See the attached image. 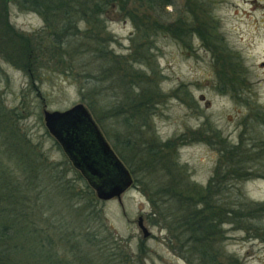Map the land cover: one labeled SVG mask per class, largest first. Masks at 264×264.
I'll return each mask as SVG.
<instances>
[{
  "label": "rangeland",
  "instance_id": "obj_1",
  "mask_svg": "<svg viewBox=\"0 0 264 264\" xmlns=\"http://www.w3.org/2000/svg\"><path fill=\"white\" fill-rule=\"evenodd\" d=\"M126 2L124 9L111 5L102 15L104 32L100 37H95L96 40L92 37L84 42H87L88 48H94L95 42L104 44L108 51L119 56L135 53L137 58L143 60L133 63L135 70L145 74L148 81L140 85L131 82L134 80L129 73L131 70L129 71L127 64L121 59L114 67V74L111 69L107 73H99V61L92 52L74 56L71 50L70 56L61 50H49V39L45 36L49 31L44 18L34 11L21 9L14 0H6V16H3L18 33L28 35L34 53L38 55V64L31 63L30 67L36 68L27 73L21 64L12 63L7 56L0 57V104L5 112L0 120L9 123L16 133L13 139L7 138L6 142L3 136L7 133H0V158L21 179L14 160H10L8 156L15 147L19 149L20 143L28 149L29 157L35 163H45L47 171L52 170L59 176L61 174L64 180L73 185L77 195L89 205L84 213L70 210L68 196L61 195L54 187L55 183L46 181L44 176L41 181L47 187L48 194H39L35 200L36 190L32 191L34 196L28 195L27 205L31 211L38 213L44 208L45 212L42 214L48 218L49 229L42 231L43 235L50 234L54 238L53 232L62 223L66 227H72L67 232L75 231L82 237L86 233L90 234L95 239L89 244L88 250H93V258L97 263L110 264V260H113L118 264L123 259L126 264H187L177 251L178 244L174 238L177 235L184 240L187 234H181V229L175 228L172 231L169 228L176 227V220H180L181 214L173 200L167 202L168 182H174V186L182 182L199 188L206 186L219 159L216 145L219 139L213 133L209 135L210 132L206 135L208 139L196 134L203 125L209 130L218 131L220 137L228 143L236 144L240 133H243L246 143H251L250 138L254 135H258L260 142H264V123L249 121L250 112L245 103L251 100L254 109L264 110V0H205L206 3L201 0L204 4L201 8H206L218 21V30L227 48L242 60L246 89L239 95V99L222 94L215 88L216 73L222 68L213 63L214 55L202 45L196 35L189 36L186 43L160 31L147 40L140 33H135L133 23L126 15L131 12L138 18L150 17L153 20L154 14L139 0ZM192 3L197 8L198 1L175 0V6H166L161 14L170 23L177 16L176 10L183 12V5L188 4V8H191ZM196 8V12L201 14L200 9ZM78 22L79 36H82L90 29V25L85 21ZM103 36H109V40L103 43L99 39ZM153 70L156 74H153ZM113 78L119 81L125 79L126 82L123 81V85L117 88ZM96 83L99 85L94 86ZM128 86L132 87L131 92H138L147 86L148 94L156 86L162 94L154 102L155 107L149 111L148 116L143 118L145 122H142L144 125L141 129L144 136L155 138L159 143L176 139L180 135L187 136L184 140H176L174 150L161 147L162 155L169 159L165 162L171 164L168 167L161 168V165H156L148 171L140 164L141 152L145 153L147 147L141 145L143 137L135 140V124L132 129L131 126L127 129L128 122L123 121L125 114L119 115L118 121L104 117V130L97 122V116L88 108L87 102L90 103L91 93L95 92V88L98 92L93 97L98 104L96 112H102L101 108L116 105V97L120 106L125 96L123 92L126 93ZM79 103L89 111L112 150L118 131V149L121 155H116L133 179V185L121 195L120 200L115 197L100 201L88 187L94 197V206L88 204L85 199L86 193L88 194L86 180L72 166L44 125V109L64 111ZM125 109L126 107H118L119 111ZM126 141L132 145L127 147ZM254 151L256 149H252ZM250 164L252 162L246 166L250 168ZM255 166L256 169L259 168V164ZM227 179L221 194L212 199L213 204L215 200H219L222 206L235 208V205L242 203L264 201V177L258 175V172L245 181L231 177ZM56 196L62 201V205L49 208V198L55 200ZM82 199L73 200L80 205ZM156 210L159 214L152 215ZM139 217H142L144 226L149 231L147 237H143L137 225ZM259 221L261 223L252 220L249 226L259 224L264 228V219ZM221 231V238L214 244V248L219 250V264H236V261L237 264H264V229L250 231L224 223ZM67 232L63 234L67 235ZM28 235L34 237L31 245L39 246L40 254L46 251L51 254L56 252V248L38 244L37 234L34 232ZM62 245H59L56 257L70 260L76 250L70 251L69 243L64 240Z\"/></svg>",
  "mask_w": 264,
  "mask_h": 264
},
{
  "label": "trees",
  "instance_id": "obj_2",
  "mask_svg": "<svg viewBox=\"0 0 264 264\" xmlns=\"http://www.w3.org/2000/svg\"><path fill=\"white\" fill-rule=\"evenodd\" d=\"M14 1L17 2L21 9L34 11L44 18L46 28L49 31L45 34L49 39V43L47 44L49 50L54 52L61 50L65 54H70V56L71 50L74 56L75 54L80 55L92 52L94 58L99 61V65H97L98 70H100L99 73H107L108 69H111L112 74H114V67L118 65V61L123 60V63L127 64L129 71L131 70L129 73L133 77V81H135H131L132 83L139 85L148 83L146 81V75L135 70L134 64L143 61L137 58L135 53L129 56H119L108 51L104 44L95 42L94 48H88L86 45L87 42H84L92 37L94 40L100 37L102 32H104L102 15L111 5L124 9V5L127 3L126 0ZM194 1H198L197 8L194 3H192L191 8H188V4H184L183 12L176 10L177 16L170 23L165 21L161 11L166 6H175V0H139V2L147 6L148 11L154 14L153 20L150 17L138 18L131 12H128L126 16L132 21L135 33H140L147 40H150L160 31L172 35L180 42L186 43H188L189 36L196 35L202 45L214 55L213 63L222 68L216 73L217 80L215 88L222 94H228L239 99V95L245 92L244 89H246L242 60L225 45L219 33L216 18L212 17L206 8H201V6H204L201 0ZM5 2L6 0H0V57L7 56L12 63L21 64L24 70L29 73L31 70H35L36 67H32V69L30 66L31 63L34 65L38 64V55H35L34 49L31 46L32 42L28 35L18 33L9 24L7 18L3 16L5 15ZM203 2L206 3L205 0ZM195 8L197 10L200 9L201 14H198ZM78 21H85L90 25V29L82 36H79ZM99 39H102L101 41L104 43L109 40V36H103ZM153 74H156L154 70ZM113 79L114 83L117 84L115 86L117 88L122 86L123 81H125V79L123 81ZM99 81L105 82L104 80ZM98 85L99 83H96L94 86ZM131 88V86H128L126 93L123 92L125 96L120 106H118L119 101L116 97V105L112 104L109 108H101L102 112H96L98 104L93 97L98 92L97 88H95V92L93 91V94L91 93L90 103L87 102L88 108L97 116L96 120L104 130H106L105 124L102 122L105 118H113L118 121L119 115L122 113L125 114L123 121L128 122L126 124L127 129L129 130L130 126V129H132L133 124H135L133 128L135 140L143 137L141 145L147 147L145 153L141 152L140 164L148 171L150 168H155L156 165H161V168L168 167L171 164L165 162L169 159L162 155V149L174 150L177 143L176 140H184L187 136L180 135L178 138L167 140L164 143L157 142L155 138H147V136H144L143 130L141 129V126L144 125L142 122H145L143 118L148 116L149 111L155 107L154 102L160 99L162 94L156 86L151 94L147 93L149 90L147 86L141 88L138 92H131ZM245 103L250 112L248 117L251 120L249 121L258 124L264 123V110L254 109L251 106L253 104L251 100ZM118 107H126V109L119 111ZM4 114V108L0 104V118L4 117ZM11 128L12 126L9 123L0 120V133L4 131L11 137L4 135L5 142L7 138L13 139L15 137L16 133ZM208 132H210L209 135L213 133L219 139L216 143L218 145L219 159L206 186L199 188L188 182H182L180 183L182 185L174 186V182H168L167 202L173 200L178 205L177 208H180L179 213L181 214L180 220H176V227L170 226L169 228L172 231L175 228L177 230L181 229V234H187L184 240L177 235L174 236L178 244L176 249L187 264H219L217 259L219 250L214 248V244L222 236L221 227L224 223H231L242 228H247L250 231H262L264 229L263 225L259 224L249 226L252 220L261 223L259 220L264 219V201L242 203L239 206L235 205V208L224 207L219 200L215 199L214 204L212 203L214 196L221 194L225 188L227 178L231 177L238 179V181H245L251 178L255 172H258V175L264 177V173L261 172H264V142H260L259 136L254 135L250 138L251 143H246L243 133H240L239 140L236 144L228 143L220 137L218 131L209 130L205 125L200 127V130L196 134H201L208 139L206 137ZM116 135L117 137L113 142V148L117 155H121V151L118 149V144L120 145V142H118V131ZM125 143L127 147L132 145L128 141ZM252 149H256V151L252 152ZM15 150H11L8 156L10 160H14L16 169L21 173V179L14 174L9 164L0 158V264H46L47 262L49 264H102L94 260L93 250H88L90 248L89 244H92L95 239L88 233L82 237L75 231L67 232L72 227H66V224L62 223L57 226V231L53 232L54 238L50 234L43 235L42 231L45 232V230L49 229L47 227L49 224L48 218L42 214L45 212L44 208L42 207L38 213V211H31L27 205L29 204L28 195L30 196L32 191L36 190L35 196L48 194L47 187L42 184L44 176H46V181L51 180L55 183L54 187L58 189L61 195L68 196L70 210H80L84 213L87 211V204L82 197L77 195L76 190H74L73 185L69 181L64 180L61 174L59 176L52 170L47 171L45 163L39 165L35 163L29 157L28 149L22 147L20 143L19 149L15 147ZM159 155L161 157H158ZM250 162L252 164L248 168L246 165ZM257 164H259L258 169L255 166ZM180 168L185 170L184 167ZM181 174H184V172ZM88 187H86L88 194L85 192L87 195L85 199L88 204L94 206V197ZM56 197L57 199L55 200L49 198V205H47L49 208H56L58 205H62V201L58 200V196ZM37 199L38 196L35 200ZM73 199H82V202L80 205H77L78 201H74ZM37 214L42 215L38 216ZM153 214L157 215L159 213L156 210L152 212ZM32 232L37 234L36 241L38 244H45L56 248V252L51 254L46 251V254H40L41 251L38 250L39 246L35 244L31 245V242H34V237H30L28 234ZM65 232H67V235L63 234ZM39 239H41V242H39ZM63 240L69 243L70 251L76 250V252L72 253L73 256L70 260H64L62 259L63 257H56L59 245H62ZM61 247L64 248L63 245ZM54 257L55 260L53 259ZM110 264L116 263L110 260ZM118 264H126V261L121 259Z\"/></svg>",
  "mask_w": 264,
  "mask_h": 264
},
{
  "label": "water",
  "instance_id": "obj_3",
  "mask_svg": "<svg viewBox=\"0 0 264 264\" xmlns=\"http://www.w3.org/2000/svg\"><path fill=\"white\" fill-rule=\"evenodd\" d=\"M44 125L56 140L72 166L78 170L100 201L121 195L133 185V179L93 121L79 103L58 111L43 110ZM143 237L149 235L142 217L137 220Z\"/></svg>",
  "mask_w": 264,
  "mask_h": 264
}]
</instances>
